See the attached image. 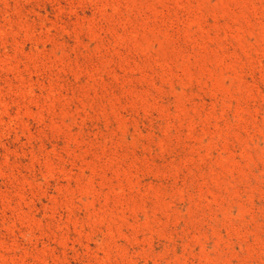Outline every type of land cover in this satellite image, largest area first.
<instances>
[{"label": "rangeland", "instance_id": "374dc122", "mask_svg": "<svg viewBox=\"0 0 264 264\" xmlns=\"http://www.w3.org/2000/svg\"><path fill=\"white\" fill-rule=\"evenodd\" d=\"M0 264H264V0H0Z\"/></svg>", "mask_w": 264, "mask_h": 264}]
</instances>
